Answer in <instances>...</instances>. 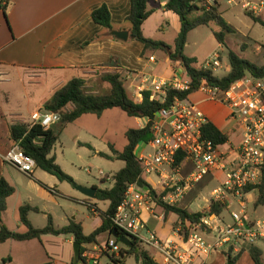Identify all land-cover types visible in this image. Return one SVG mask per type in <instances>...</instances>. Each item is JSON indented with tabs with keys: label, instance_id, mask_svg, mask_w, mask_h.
I'll list each match as a JSON object with an SVG mask.
<instances>
[{
	"label": "crops",
	"instance_id": "1",
	"mask_svg": "<svg viewBox=\"0 0 264 264\" xmlns=\"http://www.w3.org/2000/svg\"><path fill=\"white\" fill-rule=\"evenodd\" d=\"M4 1L5 4L0 6V180L5 179L8 181L16 191L8 199V209L3 214L2 220L6 227H8V222L11 219L19 228L21 224L19 209L22 206L30 205L40 210L39 212H31L29 220L32 213L43 214L47 218L48 224L49 215L52 216L54 221L52 209H54L55 204H58L57 198H71L60 191L62 185L55 176L37 168L32 175H26L5 163L4 157L16 145L12 140L13 126L23 125L31 127L32 114L35 112L43 113L45 105L53 99L56 92L74 79H82L85 82L84 88L88 94L102 95L104 83H106L102 80V77L107 74L120 72L125 77L129 94L135 100L141 101L144 91L153 93L154 84L160 82L167 83L175 79H186V75L182 67L179 64L172 63L163 51L148 52L143 57L144 45L137 41H130V26L126 23L131 13L130 0ZM217 1L220 12V0ZM236 1L240 4L239 0ZM168 2L169 0L150 1L148 10L152 12V15L145 21L142 30L146 38L166 43L154 35L159 32H165V26H167L173 31L175 38L170 46H174L180 32L181 23L176 14L166 9ZM102 6H106L110 12L113 31L129 32V40L127 42L110 38L109 34L111 35L112 31L110 33L107 32L102 26L93 21V12ZM230 10L228 9V11ZM154 17L159 21V26L156 25V29L146 32L145 26ZM218 49H223V46L219 43ZM159 52L164 53V56L158 57L157 54ZM215 53L217 51L210 53L200 68H204L206 62ZM196 59L198 60V58ZM221 61L223 65V60ZM199 63L198 60V65ZM197 94L200 97L196 102L192 101L193 96L189 101L195 103L207 115L209 121L213 122L224 134L228 135L229 142L225 146L220 147L221 150L234 151L238 146L230 143V134L239 133L241 135V133L237 124L229 119L228 109L220 103L209 101L201 92ZM72 109H74V105L70 104L64 112H70ZM115 111L122 112L118 109H113L105 113ZM224 112L226 115L223 119ZM59 114L61 115V113ZM86 116L88 115L68 125L63 134L68 128L81 123ZM133 120L138 128H143L147 124L145 120ZM57 124L58 122L53 126ZM107 143L105 149L107 147L110 150L112 148L115 149L114 144L110 143L109 140H107ZM81 145H90L97 155L99 153L109 155L101 150L103 149L102 146L87 143ZM225 147L229 148L226 149ZM109 156L113 157L114 153ZM188 162L190 161L185 160L180 166L179 176L181 178H187L182 173L185 172L184 166ZM215 175L219 177L220 182H223L224 175L222 173L218 172ZM112 176L103 179V182L109 183V186L99 189L111 188ZM145 180L151 185L156 194L160 193L157 186L158 181L155 183L149 181V178ZM152 183L155 184V187ZM194 188L195 186L187 192L180 204L184 202L185 198ZM37 199L44 203L43 207L37 206ZM256 199L257 194L255 191L248 193L246 197L248 209L250 206L254 208ZM82 204H85L89 209L90 213L88 216L83 218H77L76 216L73 219H68L66 222L63 221L64 225L62 226H57L54 222L55 227L63 228L73 221L82 225L85 235L92 234L97 226L102 223L101 214L107 210L109 205L108 203H99L87 197ZM96 204L97 206H93L90 209V205ZM179 206L182 208L181 205ZM229 207L231 206L229 205ZM254 210L257 211V209ZM142 220L146 225V229L142 232L146 231L147 233L154 234L165 244L171 243L180 248L185 247V240L179 232L181 229L180 221L176 215L172 214L166 218L164 210L161 212L155 204L152 212H144L142 214ZM9 229L16 232V229ZM139 236L146 238L141 232ZM111 238L112 236L107 234L102 235L98 238L97 243L87 244L84 246V249L93 250L96 245L102 246ZM37 240L42 242L43 249V253L37 255L40 257V262L32 263L27 261L21 264L73 263L74 245L76 242L72 235H48L43 236L41 239L20 243L31 244ZM12 242L18 241L9 240L0 245V261L7 260L11 264L13 263L12 252L8 249L9 244ZM143 247L151 254L156 263H163V257L155 249L145 243ZM245 249L250 248L247 247ZM223 253L227 252L222 251L209 257H197L192 264H218V258ZM3 264H7V262Z\"/></svg>",
	"mask_w": 264,
	"mask_h": 264
},
{
	"label": "trees",
	"instance_id": "2",
	"mask_svg": "<svg viewBox=\"0 0 264 264\" xmlns=\"http://www.w3.org/2000/svg\"><path fill=\"white\" fill-rule=\"evenodd\" d=\"M151 0H130L131 13L126 23L130 26V41H137L144 45L143 57L148 52L163 51L174 64H179L185 75L186 81L190 85L188 90L179 91L170 89L165 95H156L152 99L153 93L144 91L142 100H135L128 92L125 77L122 73L107 74L102 80L111 86V91L107 95H92L85 90V82L82 79H74L66 84L62 89L56 92L53 99L44 107L43 114L61 113V119L56 126L44 129L41 125L31 127L18 125L12 127V140L26 155L32 157L36 162V168L40 169L52 176H55L60 182L73 183L72 177L63 172L57 163L54 149L59 142L65 128L75 123L78 119L85 115H94L98 118L108 111L118 109L133 119L149 120L144 128L130 129L126 132L127 145L122 152H116L113 148L114 156L99 153V156L118 160L125 163V167L112 176L111 188L97 190L94 200L101 203H108L107 210L101 214L102 223L97 226L95 231L90 235H85L81 224L71 222L63 228H56L51 215L48 217V224L45 228H35L29 220L31 212H39L38 208L30 205H24L19 209V218L21 224L27 229L25 233L11 231L2 220L3 214L8 209V199L15 194V188L5 179L0 180V245L9 240L18 242L31 241L41 239L43 236H64L72 235L75 242L80 244L81 257L85 251L84 246L98 242V238L102 235L112 236L115 230L121 235H127L119 230L114 222L118 208L123 204L125 193L131 184L137 183L142 189H153L143 178V169L137 155V149L142 144H150L153 140L151 125L162 109H169L177 101H189L192 96L200 92L203 86L219 89L221 92H227L233 84L246 78L253 76L255 78L264 79V64L256 63L242 58L237 52L229 49L226 43L227 34L235 33V29L219 12L218 1L210 9H207L203 0H169L166 9L176 14L181 23L180 32L175 40L174 46H170L164 42L148 39L143 34V24L152 15L148 10V4ZM255 24L264 27V18L255 16L252 13L245 12ZM93 21L102 26L107 32L114 30L111 15L106 6L96 9L92 14ZM214 36L219 44L228 48V61L230 71L224 77L216 76L212 69H204L198 67V60L185 54V48L188 42L189 34L200 27H212ZM110 38L118 40L109 34ZM245 50V46L242 47ZM221 60L222 56H220ZM74 105V109L70 112L64 110L70 105ZM203 139L212 142L217 147H223L229 142L228 135L224 134L213 122L209 121L202 130ZM88 148L93 149L90 145ZM185 162L183 156L177 157L176 166L180 167ZM255 191L257 194L254 209L264 206V177L262 183L255 187H249L246 193ZM161 195L155 193L154 202L160 206L167 218L169 215H176L180 221V234L186 241L190 234L188 224L194 225L201 221L204 213H190L179 205L171 206L165 203ZM91 201V200H88ZM230 202L227 199L222 201H213L210 204V213L223 217L225 211L229 209ZM96 205H90V209ZM133 242L132 248L122 247L120 257H111L115 264H125L126 258L134 256L140 264H158L154 261L151 254L144 249V243L136 237H131ZM117 242H119L116 239ZM246 253L250 254L254 264H264V253L260 247L254 245L247 252L241 249L234 252L231 247L227 252L228 262L236 264L240 258ZM6 263L7 260L0 261ZM73 264V263H72ZM80 264V263H79Z\"/></svg>",
	"mask_w": 264,
	"mask_h": 264
},
{
	"label": "built area",
	"instance_id": "3",
	"mask_svg": "<svg viewBox=\"0 0 264 264\" xmlns=\"http://www.w3.org/2000/svg\"><path fill=\"white\" fill-rule=\"evenodd\" d=\"M203 1L207 9L216 3V0ZM234 3L235 0L229 1V5ZM239 3L255 16L264 14V0H239ZM4 4L5 1L0 0V6ZM222 67L220 55L215 53L206 62L204 69H212L215 72ZM189 85V81L181 79L156 83L152 99L156 95H165L170 89L188 90ZM200 92L209 101L220 103L228 109L229 119L237 124L241 133L238 147L228 152L212 142L205 141L202 130L209 122L207 115L195 103L177 101L173 107L162 109L158 113L151 125L153 140L150 144H142L152 149L149 153L138 155L143 178L156 176L157 186L160 188L157 195L165 193L161 199L168 205L176 206L180 205L194 184L220 172L224 175V180L221 187L213 192L215 201L232 196L234 200L237 199L241 210L230 213L231 225L226 224L223 217L211 214L210 210L205 212L199 223L192 227L188 224L190 234L185 241V247L180 248L161 242L152 233H149V238L139 236L140 232L146 229L142 214L152 212L156 204L155 191L153 188L154 192L142 189L137 183L131 184L113 222L119 230L127 234L126 236L136 237L155 249L163 257L162 264H192L197 257H209L226 246L229 250L234 247V252L237 253L241 249L264 242V216L249 220L246 202L248 193L245 192L249 187L260 185L264 177V79L247 76L233 84L225 93L208 86H203ZM60 119L59 113L35 112L31 116L32 126L41 125L46 130ZM145 121L148 124L149 120ZM178 156H183L193 164V173L187 178L179 176L180 167L176 166ZM4 161L26 175H32L36 169L35 160L18 146L6 154ZM99 175L106 178L102 171ZM123 246L112 237L102 246L96 245L93 250L85 249L79 263L101 264L103 258H109V264H115L111 257L120 256Z\"/></svg>",
	"mask_w": 264,
	"mask_h": 264
},
{
	"label": "rangeland",
	"instance_id": "4",
	"mask_svg": "<svg viewBox=\"0 0 264 264\" xmlns=\"http://www.w3.org/2000/svg\"><path fill=\"white\" fill-rule=\"evenodd\" d=\"M253 2H258L259 0H249ZM155 5V4H152ZM228 9H231L228 11ZM220 12L223 14L225 19L230 23V25L235 29V33L227 34L226 43L229 49L237 52L242 58L249 59L255 62L257 65L264 64V27L259 24H255L249 17L245 15L244 12L252 13L250 10L243 8L238 1L229 5V0H220ZM264 18V14L262 15ZM156 25L159 26V21L156 17L150 20V22L145 26L146 32L156 29ZM212 28H216L215 25L212 27H200L192 31L188 38V44L186 46V54L188 56L196 57L199 60L198 67H202L205 63L206 57L212 53L216 52L222 56L223 68L216 71L215 74L218 77H224L230 71L229 61H228V48L223 47V49H218V42L214 36ZM165 32H159L154 36L164 40L167 44H171L174 40L173 31L165 26ZM245 46V50H243ZM158 57H163L164 53L159 52ZM181 80H185L182 78ZM104 92L102 95H106L110 92V85L104 83ZM200 96L197 94L193 96L192 101H197ZM226 113L223 114V119ZM142 124V122H141ZM138 126L135 124L133 118L127 116L124 112H108L105 113L102 118H98L93 115L86 116L83 121L71 128H68L63 136H61L59 142L54 149V155L57 157V163L61 167L64 173L73 178V183L60 182L62 187L61 192H64L71 199L58 197V204H55L54 209H52V215L54 217V222L57 226L64 225L63 221L68 219L83 218L89 215L90 211L85 204H82L86 197L76 188V186L95 189L108 187L109 183H104L99 172L102 171L106 177L116 174L124 166L122 161L109 160L107 158L101 157L95 153L93 149L83 146L81 144H96L102 146V151L107 154H113V151L108 147L105 149V145L110 143L114 144L116 152H122L127 145L126 132L130 129H136ZM240 134H230V140L234 146H238L240 142ZM226 148V147H225ZM229 148V147H228ZM226 148V149H228ZM150 146L140 145L137 149V155L141 153L151 152ZM185 167V172L183 175L189 177L193 173V164L187 163ZM217 175L212 174L211 176L205 177L200 182L194 184L195 188L189 195L185 198L184 202L180 204L182 208L187 209L190 213L201 212L205 213L209 210L210 204L215 201L213 192L221 187L220 180ZM149 181L157 182L158 178L156 176H150ZM59 191V190H58ZM160 191V188L158 189ZM160 197V196H159ZM230 202L229 209L223 214V218L226 224L231 225L232 219L230 213L235 211L239 212L241 210L237 199H233L232 196L225 197ZM37 206L43 207L44 203L37 199ZM157 209L163 212V209L156 205ZM249 220H255L263 218L264 216V206L257 208V211L250 206L249 208ZM31 222L35 227L42 228L47 225V218L43 214L32 213ZM8 228L16 229V232L24 233L26 228L20 224L18 228L14 221L11 219L8 222ZM144 237L149 238V233L141 232ZM8 246L12 252L13 263L21 264L27 261L32 263H39V258L37 255L43 253L42 242L35 241L31 244H25L20 242H12ZM264 252V242H259L257 244ZM125 247V246H124ZM127 248V247H126ZM251 249V248H250ZM250 249H244L249 251ZM222 251H229V247L226 246L218 253ZM216 253V254H218ZM5 256V255H4ZM264 261V256H263ZM108 259H103L101 264H109ZM0 264H3L0 262ZM7 264H11L7 261ZM125 264H140L137 262L134 256H129L126 258ZM218 264H230L228 262L227 253L220 254L218 258ZM236 264H254L250 254L246 253Z\"/></svg>",
	"mask_w": 264,
	"mask_h": 264
},
{
	"label": "water",
	"instance_id": "5",
	"mask_svg": "<svg viewBox=\"0 0 264 264\" xmlns=\"http://www.w3.org/2000/svg\"><path fill=\"white\" fill-rule=\"evenodd\" d=\"M111 35L116 37L117 39L127 42L129 40V32L128 31H112ZM76 188L88 199H94L97 190L96 189H89L80 186H76ZM112 237L117 239L122 245L127 248L133 247L132 239L126 235H121L118 230H115L112 234ZM81 257V245L75 243L74 245V260L73 264H79Z\"/></svg>",
	"mask_w": 264,
	"mask_h": 264
}]
</instances>
